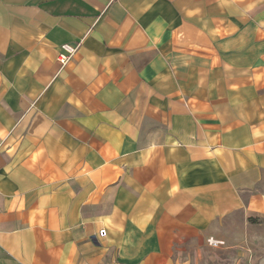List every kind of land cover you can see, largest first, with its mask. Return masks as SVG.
Here are the masks:
<instances>
[{"label":"crops","instance_id":"obj_1","mask_svg":"<svg viewBox=\"0 0 264 264\" xmlns=\"http://www.w3.org/2000/svg\"><path fill=\"white\" fill-rule=\"evenodd\" d=\"M0 264H264V0H0Z\"/></svg>","mask_w":264,"mask_h":264},{"label":"built area","instance_id":"obj_2","mask_svg":"<svg viewBox=\"0 0 264 264\" xmlns=\"http://www.w3.org/2000/svg\"><path fill=\"white\" fill-rule=\"evenodd\" d=\"M65 47L68 48L67 50L69 51V53L61 55V61H64V62L67 61L71 57L72 52H73V49H71L68 45H65ZM210 242L211 243H216V242H220V241L211 238Z\"/></svg>","mask_w":264,"mask_h":264}]
</instances>
